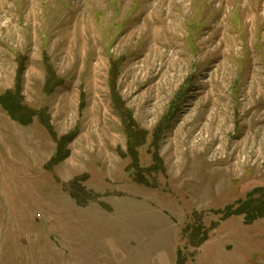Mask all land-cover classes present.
Returning a JSON list of instances; mask_svg holds the SVG:
<instances>
[{
  "label": "rangeland",
  "instance_id": "obj_1",
  "mask_svg": "<svg viewBox=\"0 0 264 264\" xmlns=\"http://www.w3.org/2000/svg\"><path fill=\"white\" fill-rule=\"evenodd\" d=\"M6 91L0 264H264V216L181 235L264 188V0H0Z\"/></svg>",
  "mask_w": 264,
  "mask_h": 264
},
{
  "label": "trees",
  "instance_id": "obj_2",
  "mask_svg": "<svg viewBox=\"0 0 264 264\" xmlns=\"http://www.w3.org/2000/svg\"><path fill=\"white\" fill-rule=\"evenodd\" d=\"M52 74L49 76V73H47V79L46 81L51 80ZM114 80L115 77L112 75L110 77V81H112L111 90L113 93H111V97L113 99V102L116 106L119 107V101H118V95L114 91ZM56 84L51 83L50 86L47 87L44 85L45 91L49 92ZM15 97L13 96V92L6 91V93L2 96H0V104L2 107L8 112V114L17 122L28 125L33 121V118L42 113V110H36L28 107V105L22 106L18 103L17 105H14ZM16 107V108H15ZM24 108L26 110L27 117L22 118L21 116L17 115L18 111H21V109ZM41 124L47 129L49 135L52 137V139L56 142V149L54 154L49 159L48 163L53 165L61 160H63L69 153L68 149H64L62 151V146H65L66 143L73 140L75 135L77 134V128L69 132L68 134L57 136L56 133L53 131L49 121L46 118H43L42 116L38 117ZM127 125V130L132 131V125H130L128 122H125ZM132 126V127H131ZM124 127V126H123ZM126 130V131H127ZM134 131V130H133ZM142 182L140 179L139 182ZM73 196V195H72ZM247 199L241 200L238 199L235 203L226 206L225 208L221 210H217L216 213L219 215V220L211 222V224L207 227L202 223L201 218L196 216V211H193L190 216V221L184 225V227L181 230V235L184 237L186 235L185 240L186 244L191 245L193 248H197L200 246L205 240L208 239V233L209 230H212L216 228L218 225V221L226 219L227 217L231 215H238L242 214L244 217V221L246 223H250L252 221H255L256 219L264 216V188H254L253 190L249 191L247 193ZM75 197V196H73ZM197 220V221H196ZM187 245H184L183 247L179 246L177 248V256H176V264H183L185 258L183 256V251ZM184 259V260H183Z\"/></svg>",
  "mask_w": 264,
  "mask_h": 264
}]
</instances>
